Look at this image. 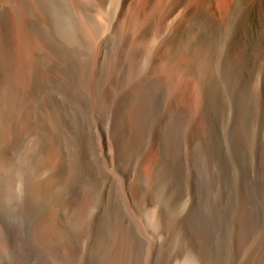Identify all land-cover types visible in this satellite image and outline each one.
Wrapping results in <instances>:
<instances>
[{"label":"bare ground","instance_id":"bare-ground-1","mask_svg":"<svg viewBox=\"0 0 264 264\" xmlns=\"http://www.w3.org/2000/svg\"><path fill=\"white\" fill-rule=\"evenodd\" d=\"M5 253L264 264V0H0Z\"/></svg>","mask_w":264,"mask_h":264},{"label":"rangeland","instance_id":"rangeland-1","mask_svg":"<svg viewBox=\"0 0 264 264\" xmlns=\"http://www.w3.org/2000/svg\"><path fill=\"white\" fill-rule=\"evenodd\" d=\"M30 244H28L29 247ZM25 256L23 255H18L15 256V258L9 254L5 253L3 255H0V264H28L25 262Z\"/></svg>","mask_w":264,"mask_h":264}]
</instances>
